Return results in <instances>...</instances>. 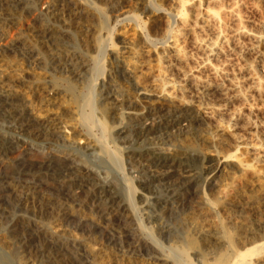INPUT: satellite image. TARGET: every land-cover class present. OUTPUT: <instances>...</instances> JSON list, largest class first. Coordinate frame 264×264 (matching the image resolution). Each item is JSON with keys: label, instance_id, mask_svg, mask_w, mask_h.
<instances>
[{"label": "bare ground", "instance_id": "1", "mask_svg": "<svg viewBox=\"0 0 264 264\" xmlns=\"http://www.w3.org/2000/svg\"><path fill=\"white\" fill-rule=\"evenodd\" d=\"M31 1L29 5V12H32L31 14L16 16L14 18L15 21L7 22L8 29H5L4 26H2L4 29L0 28V89L6 86L8 88H5L6 93L14 92L19 97V102L10 101V106L6 110V118L13 120L14 123H19L14 124V128H19L24 135L27 134L35 139L39 138L49 149H53L52 147L57 139L75 150L94 148L96 143L95 137L93 139L91 134L92 129H101L103 137L110 133V126L103 119V114L99 112L100 116L102 114V117L95 115L96 109H94V106H98L94 103H96L95 100L99 96V104L101 106H99L98 110H103L105 106L107 109V105L104 104L105 106L103 107L102 103L106 102L107 98L111 96L106 92L107 89L105 88L107 87L101 82L93 84L87 93L80 92L81 89L78 91L79 86L76 83L83 76L86 77V73L91 67L89 59H87L88 57L85 54L87 52L82 51V45H77L74 42V38H76L75 31H81L84 26L88 25L90 17L92 18L97 13L99 14L100 8L89 0H87V3L81 0ZM204 1L198 0L196 3L192 2V5L189 0H179L180 8L178 7L179 9L176 14L179 19L177 27L169 31L166 40H164L166 44L163 42L164 46L162 48L164 49H162L161 53L157 54L159 60H163L164 62L172 56L175 60L182 63V65L183 63L185 65L189 62V58L188 53L184 50V45L190 43L196 48H201L202 50L200 51L202 53L204 50L205 56L203 60L200 63L198 62V65L195 63V67L185 68V66H182L181 69L179 68L177 70L178 77L176 76L178 79L174 78L175 76L173 77V69L170 68L168 70L166 67L165 70V66L163 65V69L153 74V86L151 85L153 88H143L139 92L138 98H141L147 104H141V108L129 111L128 115L126 114L127 121L125 119V122L118 121V125L120 126L116 124L118 126L117 134H126V138L128 137V133L131 132L136 137V140H141L139 146L133 151L134 157L142 159L143 163L148 164L149 169L152 167L150 174L144 175L143 181L145 183L143 185L148 186V184L150 185L154 182L161 183L165 187L169 197L178 200V204H180L175 209L170 210L168 199L156 198L157 205L161 208L166 207V210L169 209L168 212L174 214V217L177 218L176 229L172 231L169 227L168 230H165L171 240L173 239L171 245H164L158 238L161 236L159 234L161 230H159L158 234L160 236L158 237L152 236V233H147V236H142V234L136 235L137 237L134 236L133 240L131 239V245L133 246L131 249L139 253H153L156 256L154 264H264V166L262 165L264 161V138L258 135L259 138L257 139L250 137L251 139L246 141L243 137L245 135L242 136L239 134L240 131H237L240 125H236L235 121H230V125H226V127L216 125L220 127L216 131L206 121L209 117L219 116L224 113L227 105L235 99L244 98L246 94L244 93V89L246 88H243V85L247 82V84L251 83L252 88L257 91L262 89L261 78L253 70L255 69V64L249 61V63H246L245 61L244 65L238 64L240 67L235 69L239 71L235 72L234 70L232 72L230 67L236 68L237 66L235 67L231 64L228 70L227 63L224 62V64H227V66L225 65L226 68L222 65V62L221 65L213 64L211 60L218 57L221 52H224L222 51L225 49L223 45H225L224 42L227 44L228 39H231L230 42L232 40L239 41V39H243L245 40V42L243 41L244 44H242L244 48L241 47L244 51L254 55L255 58H258L264 64V61H262L264 51L260 50L261 46L264 47L263 28L261 27L262 30L260 31L259 28L257 29V25V27L255 26L256 29H253L254 26L253 28H249L243 23L242 14L239 15L240 13L236 12L239 9L235 6L236 0ZM186 2L187 4L189 2L190 6L192 5L191 8H187L189 17L184 16ZM112 8L119 16L124 14L120 4ZM157 8L155 11H160V8ZM36 21L39 22V27L36 25L38 28L35 30L34 41H20L22 50L25 49V53H21V56L8 54L4 48L7 50L14 48L13 45L15 43H13V40L15 39L13 37H15L14 34L19 29L18 25L21 26L25 23V25L31 26ZM57 21L61 22L62 25H58ZM199 30L204 31V33L209 30L212 38L198 36ZM201 34L200 32L199 35ZM71 36L73 42H71V39L70 42L67 40ZM150 40V38H144V41L149 45L152 41ZM168 42L170 43L167 45ZM102 43L100 38L96 36L93 38L90 48L92 47L97 52H100L103 50ZM128 44L125 41L123 48L129 49ZM235 44L237 43L235 42ZM83 47L84 49L85 47L87 48L84 45ZM169 53L172 55H169ZM116 57L125 75L129 79L136 80L135 65H131V60H128V56L126 58V56L120 53ZM31 58L32 61H30ZM262 63L261 65H263ZM252 65L254 66L253 69ZM99 66L94 65L96 71ZM230 70L232 73L229 72ZM234 72H238V74ZM259 75L261 76V73ZM219 80L226 83L223 85ZM74 81L77 82L74 83ZM152 96L155 99L151 100ZM104 97H106V100L103 99ZM212 98H217L222 103L219 102L221 104L215 105L209 103L210 101L207 102V99ZM119 100L118 102H121ZM138 102L139 99H128L129 104H139ZM117 119L119 120L120 118ZM231 119H235L233 118V114ZM77 121L84 124L82 126L85 127L86 131L79 128L80 125H78ZM248 126H250L249 123ZM225 131H229L232 141L228 140L225 136ZM242 132L244 131L242 130ZM157 133L159 135L154 138L153 134ZM162 137L175 141L177 143L175 148L167 149L165 148L166 146L163 147L161 143L163 139L159 140ZM18 139L13 137H9L8 139L5 138V135L0 134V146L8 149L18 148ZM100 142L103 143L102 138ZM250 150L254 152L251 151V153ZM248 153L249 155H253L252 158L248 159L244 157ZM53 155L56 156L54 152L47 154L46 159L39 164V167H34L33 169V175L39 176V184L44 183V181L48 183L55 181L57 185H55L56 190L59 188L68 189L71 194L70 197L81 203L87 201V198L89 200L93 198L98 209L102 210L104 215L108 214L107 210L116 205V202L118 204L120 202L122 210L128 211L127 220H124L121 225L124 227L122 231L133 230L131 221L128 220H133L135 216L132 211L134 205L131 196L134 188L131 185H127L129 193L127 202L123 203L112 193L103 190V187L99 182L95 181L92 176L93 174L91 175L92 171L90 172L86 165L79 164V160L78 164L74 163L76 156L70 154L64 156L65 154H63L60 157L57 154L56 158L59 160L60 165L54 168L53 165L56 159H54ZM112 157L117 160L113 155ZM17 163L18 159H15L12 163L5 164L4 166L5 168L8 167V169L15 170ZM13 172L15 173V171ZM17 182H11L10 191H12L13 196L19 204L24 203V206H26L25 198L20 193L24 192V190L25 193L26 190H28L27 193L31 190L33 191V188H37L38 185L29 181ZM203 182L205 184L207 182L211 186L210 198L203 196L201 194L202 191L197 189L198 183L202 184ZM82 186L89 193L86 200L84 198L81 199L78 192L73 190L75 187L83 188ZM158 186L160 185L158 184ZM81 192L83 193V191ZM184 194L185 196L183 197ZM25 195L27 196V194ZM36 195L37 193L34 196ZM195 195L199 200L192 205L189 203V208L184 211L185 205L189 201H192ZM40 199L42 204L46 206L53 200L45 193L40 195ZM69 205L71 206V204ZM58 210L57 216L55 214L52 215V213H48L47 217L45 216L49 221L48 225L44 223L39 225L40 231L43 233L42 235L54 241L53 244L56 242L60 246L71 244L81 247L84 252V262L86 261L87 264H103V261L105 264H123L120 263V260L124 258L128 259L129 264H142V262L135 263L130 261V259L136 261L137 257L127 255L128 253L122 254L118 258L119 260L113 258V255H110L109 252V256H107L105 252L104 254L101 251V247L95 245V242L92 240L85 242L87 239H84V241L71 231L70 223H79L86 220L99 221L94 218L95 216H91L88 219V217L83 216V212L81 214L79 210L66 207L65 205L59 206ZM237 210L238 213L235 215ZM156 218V221L159 220V217ZM116 233V235L120 234L118 231ZM100 241L102 240L100 239ZM192 258L196 259V262ZM113 259L117 261H113ZM63 260L60 264L67 263V261Z\"/></svg>", "mask_w": 264, "mask_h": 264}, {"label": "rangeland", "instance_id": "2", "mask_svg": "<svg viewBox=\"0 0 264 264\" xmlns=\"http://www.w3.org/2000/svg\"><path fill=\"white\" fill-rule=\"evenodd\" d=\"M30 1L31 0H0V24H1L0 28L4 26L5 29H8L7 27H9L8 26L9 21H15L14 18L16 16L19 17L20 15L26 16V15L31 14L32 12H29L30 11L29 5L31 4L32 1L31 2ZM81 1L85 3L88 2L87 0H81ZM89 1L93 2L94 5L100 8V13L99 14L97 13L99 17L96 16L97 14L94 15L92 18L90 17L88 21V25L84 26L81 31H78V32L75 31L76 35L75 34L74 35L76 38H74V42H76L77 45L79 44L82 45V47L83 45L87 46L88 49L86 47L85 49L84 47L83 48L81 47V49L82 51H85L90 54L89 55L85 53L86 56L88 57L87 59H89L91 68L87 71L86 77L83 76L81 79L78 80V82L74 81V83L77 82L76 84L77 86H79L78 91L81 89L80 92L87 93V91H89L90 87L93 84H96V83L98 84L101 82L107 87L105 88L107 89L106 92H108L111 97L112 96L115 97V98L113 97L107 98V100H106V97H104L103 99H105L106 102L102 99L104 101V102L102 101L103 107L107 105V109L105 106L103 110H98L100 108L99 106H101L99 104L100 103L99 96H97L98 102L97 100H95L96 103H94L98 106V107L94 106V109H96L95 115L99 117L100 116L99 112L103 114V119L105 120L107 125L110 126V129H109L110 133H108L107 136L105 135V137H103L101 133V129L99 130L96 128L92 129L91 134L93 136V139L95 137L96 144H95V147L91 149L75 150L69 146H66L67 145L66 143L64 145V142L58 139L55 140L56 143L54 142V145L52 147L53 149H49L47 145L44 142H42L39 138L35 139L33 137L28 136L27 134L24 135L21 132V130H19V128H16V127L14 128V124H19V123H14L13 120L7 119L6 110L10 106V101L13 100V102H19V97L14 92L6 93L7 92L5 90V88H7L6 86L0 89V134L5 135V138H8V139L9 137L19 138L18 148L8 149L6 147L0 146V167H2L0 169V264H60L63 259H64L63 261H67L66 264H87L86 261L84 262L85 260L83 259L84 252L81 247L73 246L71 244H65L63 246H60L56 242H55L56 244L55 245L53 244L54 241L46 238V236L42 235L43 233H41L40 231L39 225L43 223L45 225H48L49 221L47 218H45V216L47 217L48 213H52V215L53 214L56 215L57 212L59 211L58 210L59 206L61 205H65L66 207L79 210V212L81 214L84 213L83 216L88 217V219H90L91 216L92 217L95 216L94 218L100 221V222L99 221L93 222V221L86 220V221L79 222V223L72 222L69 224V226H71L70 227L71 231L77 236L81 237L82 240L87 239L86 241L84 240L85 242H87L88 240H92L93 242H95V245L98 247H101L102 248L101 251L103 253L105 252L106 254L105 253L104 254L107 256H109L108 255V252H109L110 255H113V258L118 259L122 254L128 253L127 255L137 257L136 261L133 259L132 260L130 259V261H133L135 263L142 262V264L143 263L144 264H147V263L154 264L156 256L153 253H139L131 249L133 248V246L131 245V242L133 240L132 238L138 234H142V236L144 235L147 236L146 235L147 233L149 234L152 233L151 235L155 237H158L161 235L158 238L166 246H169L173 243V239L171 240L170 236L168 235L167 231L165 232V230H168L169 227L172 231L176 229V221H177L176 219L177 218L174 217V214H170L168 212L169 209L166 210L167 209L166 207L161 208L159 205H157L156 198L168 199L169 200L168 205L170 207V210H173L176 207H178L180 205L178 204L179 201L170 198L165 190V187L161 183L154 182L150 185L148 184V186L143 185V183H145L143 181L144 175L150 174V169H152V167H150L149 169L148 164L143 163L142 159H138L134 157L133 151L139 146L141 140L139 141L138 139L136 140V137L131 132H129L131 136L128 133V137L125 138L126 134H123V135L117 134V129H118V126H120L118 125L119 122L121 121L125 122V120L127 121L128 119L127 113L129 111H132L135 108L137 109L141 108V104H147V102H144V100L142 101L141 98H138V96H139V92L141 91V89L143 88L150 89V87L151 89L153 88L152 87L153 86L152 82L154 79L153 74H156L158 70L163 69L162 67L165 66L164 67L165 70H166V67L168 68V70L170 68L173 69L172 70L173 72L171 71L173 74V77L175 76L174 78L178 79L177 70L179 68L181 69L182 66H185V68H189V67H195L196 64L198 65L201 62V60H203V57L205 56L204 50L202 53V51H200L202 50L201 48H196L192 46L190 43H187L184 45V50L186 53H188L187 55L189 58L188 59L189 62L187 64L184 65L183 63L182 65V63L175 60V58L172 56L167 58V60H170V61L166 60L167 62L166 61L164 62L163 60H159L157 54H159V52L161 53L162 49H164L162 48V46H164V43H165L164 40H166V36L168 35L170 30H173L177 27V22L179 19H178V16H176V14H177V10L180 8L179 0H114V1L112 0H89ZM189 2L192 4V2L196 3L198 2V0H189ZM189 2L188 4L186 2L184 6V13H185L184 16L186 17L190 16L187 11V8L188 7L191 8L193 5L192 4L190 6ZM235 2L236 4H238V5L235 4V6L239 8L237 9L236 12L237 13L239 12L240 13L239 15L242 14L241 16H242L243 23H245V25L249 28H253L254 26L253 29H256L255 26L257 25L258 26V27L256 26L257 29L259 28L261 31L263 28L262 31L264 33V0H245V1L236 0ZM204 3L206 4L205 1ZM118 4L121 5V7L123 8V10L122 9L121 10L124 11V14L120 16L115 11H113V8H112L114 6H117ZM157 7L160 8V11H155ZM33 23L31 26H27V24L25 25V23L22 24L21 26L18 25L19 26V29L17 30L18 32L16 31V33L14 34L15 37H13L15 39L13 40V43H15V45H13L14 48L12 50H7L6 48H4L8 52V54L21 56V53L23 54L25 53V49L22 50V45L20 41L21 42L23 41L27 42L29 40L34 41L35 33H36L35 30L39 27L38 26L39 22L36 21ZM57 24L62 25V23L58 21H57ZM36 25L38 27H36ZM207 31L205 32L206 33L205 34L204 31L199 30V33L201 32L202 34L199 35L198 33V36H204V37L207 36V38L209 39L212 38V35L211 33H209V30ZM77 33H78V37H77ZM82 36L83 38H81ZM85 36L88 38H86ZM96 36H98L100 40L103 42L102 43L103 50L100 52H97L92 47L90 48V44L92 46V40ZM144 38H150L152 40V41L150 40L151 43L149 42L150 45L144 41ZM70 39H71V42H73L72 36L69 37V39L67 40L70 42ZM230 40L231 39L227 40V44L226 42H224L225 45H223V48L225 49L222 50L224 52L220 53L219 55L220 57L218 56L212 59L211 63L221 65V62H222L223 63L222 65L224 66L225 65L227 66L228 64L227 66L228 70L231 64H233L235 67L237 66L236 68L230 67L232 72L235 69H238L240 67L239 65L240 64L242 65L245 61L246 63L250 62L252 64H255L254 65L255 69H253L254 68L253 65H252V69L256 72V75L259 78H261L260 80L262 83L261 84L262 89L257 91L254 88H252V86L250 85L251 83L247 84L248 82L246 81L247 83L244 84L245 86L243 85V88H246L244 89V93H246L245 97L242 99H235L234 101H232L231 103L227 105L224 113H222L219 116L209 117L212 119L209 120V118H207L206 121L208 125L210 124V127L212 129L214 128L213 130L215 131L217 128L226 127V125H230L229 124L230 121L231 122L235 121L236 125H240V127H238L239 130H237L238 132L240 131L239 134L242 136L243 135L247 136V137L243 136L246 141L250 140L251 138L257 139L259 138L258 135L259 136L261 135V138H264V134H263L264 133L263 132L264 131V114H263V110H264V85H263L264 84V67L263 66L264 64L258 58H255L254 55L244 51L243 49L244 45L242 46V44H244L245 40L239 39V41L232 40L231 42ZM125 41L129 43L128 44L129 49L123 48ZM170 42H168L167 45ZM235 42L237 44H235ZM260 48H261L260 49L261 51L262 50L264 51V47L261 46ZM120 53L126 56V58L128 56L129 58L128 60H131V65L133 66L135 65L137 67L136 68L134 66V68L136 69L135 70L136 80L131 79V78L129 79V77H127L124 71L122 70V67L118 64L116 55ZM169 55H172V54L169 53ZM249 55H252V56H249ZM30 61H32V58L30 59ZM229 61H230V64H229ZM262 61H264V58L262 59ZM224 62L227 64H224ZM169 63H171L170 66H168ZM261 63L263 65H261ZM95 64L97 66L100 65L97 69L98 72L95 70V67H94ZM178 65L179 67H177ZM231 70L229 72H231ZM236 71H239V70H235V72ZM260 73H261V76L259 75ZM235 74H238V72ZM219 82H221L223 85L226 83V82L225 83L222 82L221 80H219ZM130 98L131 100L134 98L137 100L139 99V102H138L139 104H136L137 102L129 104L128 99ZM118 99H120L119 101L121 102H118ZM153 99H155L154 96H152L151 100ZM212 99H207L208 100L207 102L210 101L209 103L215 104V105L222 103L220 100L218 101L217 98H212ZM249 108L251 109L249 110ZM102 114L100 117H102ZM232 114H233V118H235L233 120L231 119ZM117 118H120V119L118 120ZM77 122H78V125H80L79 128H81V130L83 131H86L85 127L82 126L84 124H82L79 121ZM248 123L250 126H248ZM242 130L245 132V134L244 132H242ZM252 134L253 136H251ZM158 135H159L158 133L153 134V137L156 138ZM225 136L228 138V140L230 139V141H232V137L229 134V131H225ZM100 137L102 138L103 143L100 142L101 140ZM159 140L160 141L162 140L165 142V144H163L164 142L161 141L163 147L166 146L165 148L167 149L168 148L174 149L175 145L177 144L172 139H168V138L164 139V137L160 138ZM41 143H44V144H41ZM251 151L253 150H250V152ZM50 152H54V154H56V156L53 155V157H55L54 159H56L57 161V162L56 161L54 162V165H53L54 168H57V166L59 167L60 165L58 162L59 160L56 158L57 154L59 156L60 155L62 156L63 154H65L64 156H66V154L76 156L74 163H77L79 160L78 162L79 164L86 165V167L90 170V172L92 171L91 175L93 174L92 176L94 177L95 181L99 182V184L103 187V190L104 191L106 190L107 192L112 193L115 197H117L118 200H121L123 203L127 202V196L129 193V190H127L128 189L127 185L128 184L131 185L134 188V190L131 193V196H132L133 205H134L132 211L134 212L135 216L133 220L132 219H128V220L131 221V226L133 230L126 231V232L122 231L124 227L121 225L123 224L124 220H127L126 216H127L128 211L125 212L124 210H122L121 208L122 204L120 202L119 204L118 202H116V205H114L113 207L109 208V210H107L108 214H105L107 216L106 217L104 215V212L98 209V206L95 200H93V198H91L90 200L89 198H87L89 193L86 191V189L83 186H82L83 188H76V187L73 188L74 191L78 192L81 199L84 198V200H86L87 198V201L81 203L80 201L78 200L75 201L73 198L70 197L71 194L68 189L59 188L58 190H56L57 185L55 181L54 182L52 181L51 183L44 181L45 184L44 183L39 184V178H38L39 176L33 175V169L34 167H39V164L46 159L47 157L46 155L50 154ZM249 153L247 155H244V157L248 159L252 158L253 155H249ZM112 155L117 160H115L112 157ZM15 159H18L17 167L15 168V170H11L10 168L8 169V167L5 168L4 166L5 164L7 165L8 163H12L13 161H15ZM262 165L264 166V161L262 162ZM13 171H15V173ZM17 181L21 183L29 181V182H34L36 185H38L37 188H33V191L31 190L27 193L28 190H26V193H25V190H24V192L22 191L20 193L22 194L23 198H25L24 201H25L26 206H24V203L19 204L16 201L15 197L13 196L12 191H10L11 182H17ZM203 183L202 184L198 183L199 185H197V189L202 191L201 194L203 196L210 198L211 197V190H210L211 186L207 182L206 184L205 183L203 184ZM158 184L160 186H158ZM81 191H83V193ZM36 193L37 195L34 196ZM42 193L49 195V197L53 199L51 200V203H49L48 206L43 205L41 202L40 195H42ZM25 194H27V196ZM55 194H56V197H55ZM184 196L185 194L183 195V197ZM197 200H199V198L197 199L196 195L193 196L192 201H189L185 205L186 208H184V211H186L189 208V206L194 204ZM60 202L63 204H61ZM72 202H73V205H72ZM189 203L190 205L188 206ZM69 204H71V206ZM238 210L235 212L236 213L235 215H237ZM39 215H40V218H39ZM156 217H159V220L156 221L157 219ZM160 223H163V224H160ZM142 226H144V228H142ZM159 230H161L162 232L161 231L159 232ZM116 231H118L120 234L116 235L117 234ZM158 232L160 235L158 234ZM115 237L119 239V241H117ZM100 239L102 241H100ZM192 259L193 261L196 262V259L194 258ZM113 261H117V260L113 259ZM120 261H121L120 263L129 264L127 258H124L123 260H120ZM103 264H105L104 261H103Z\"/></svg>", "mask_w": 264, "mask_h": 264}]
</instances>
